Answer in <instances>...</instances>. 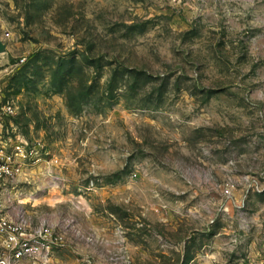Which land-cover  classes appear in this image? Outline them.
<instances>
[{
  "label": "rangeland",
  "instance_id": "rangeland-1",
  "mask_svg": "<svg viewBox=\"0 0 264 264\" xmlns=\"http://www.w3.org/2000/svg\"><path fill=\"white\" fill-rule=\"evenodd\" d=\"M0 40L22 200L109 224L49 264H264V0H0Z\"/></svg>",
  "mask_w": 264,
  "mask_h": 264
},
{
  "label": "built area",
  "instance_id": "built-area-1",
  "mask_svg": "<svg viewBox=\"0 0 264 264\" xmlns=\"http://www.w3.org/2000/svg\"><path fill=\"white\" fill-rule=\"evenodd\" d=\"M14 114V105L0 97V123ZM40 161L22 145L0 147V264H49L54 251L68 245L70 227L54 226L46 219L35 223L17 191L24 167ZM223 192L231 196L232 187Z\"/></svg>",
  "mask_w": 264,
  "mask_h": 264
},
{
  "label": "crops",
  "instance_id": "crops-1",
  "mask_svg": "<svg viewBox=\"0 0 264 264\" xmlns=\"http://www.w3.org/2000/svg\"><path fill=\"white\" fill-rule=\"evenodd\" d=\"M36 200L28 199L27 202H24L22 200V203H24V207L31 210L33 220L35 223H38L41 219L48 220L52 225L59 226V227H66L67 226V219H63L64 223L61 222V218L65 214V209H70V211L77 215L78 217H85L89 216L88 207L86 205H81L80 201L77 200V198H67L66 196L54 194L53 192L44 191V195L38 197V205H34L33 202ZM172 218H174L172 215H170ZM77 222H76V221ZM70 221H73L75 227L77 228H84L80 225L78 222V219H73V217H70ZM70 227V225H68ZM72 230V229H71ZM71 230L68 232V243H71L75 249L80 251H85L87 245V234L89 233L83 231V234L80 235L79 238L74 236L72 234ZM107 230H109V224L102 221L101 224H98L97 226V232L95 231V235H91L95 238V243L97 248L99 245L102 246V252L104 257V252L107 253L110 250V240L109 235L107 233ZM84 241V242H83ZM86 242V243H85ZM93 250V249H92ZM54 253L52 255V260L54 259ZM22 264H30L28 262H23Z\"/></svg>",
  "mask_w": 264,
  "mask_h": 264
},
{
  "label": "water",
  "instance_id": "water-1",
  "mask_svg": "<svg viewBox=\"0 0 264 264\" xmlns=\"http://www.w3.org/2000/svg\"><path fill=\"white\" fill-rule=\"evenodd\" d=\"M6 51V45L0 40V54Z\"/></svg>",
  "mask_w": 264,
  "mask_h": 264
}]
</instances>
